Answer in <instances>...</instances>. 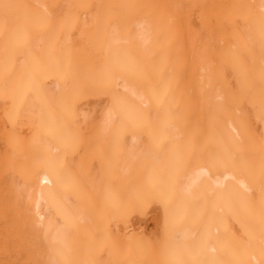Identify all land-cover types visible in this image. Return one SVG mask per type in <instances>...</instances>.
I'll use <instances>...</instances> for the list:
<instances>
[{
    "label": "bare ground",
    "instance_id": "obj_1",
    "mask_svg": "<svg viewBox=\"0 0 264 264\" xmlns=\"http://www.w3.org/2000/svg\"><path fill=\"white\" fill-rule=\"evenodd\" d=\"M0 264H264V0H0Z\"/></svg>",
    "mask_w": 264,
    "mask_h": 264
}]
</instances>
